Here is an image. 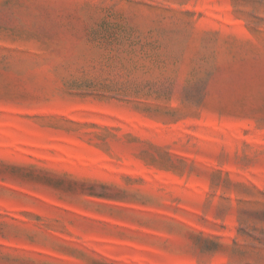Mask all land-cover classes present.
Wrapping results in <instances>:
<instances>
[{"label": "rangeland", "instance_id": "1", "mask_svg": "<svg viewBox=\"0 0 264 264\" xmlns=\"http://www.w3.org/2000/svg\"><path fill=\"white\" fill-rule=\"evenodd\" d=\"M0 264H264V0H0Z\"/></svg>", "mask_w": 264, "mask_h": 264}]
</instances>
